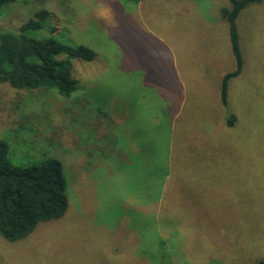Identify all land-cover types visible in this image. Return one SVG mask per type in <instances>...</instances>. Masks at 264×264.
<instances>
[{
    "label": "rangeland",
    "instance_id": "obj_1",
    "mask_svg": "<svg viewBox=\"0 0 264 264\" xmlns=\"http://www.w3.org/2000/svg\"><path fill=\"white\" fill-rule=\"evenodd\" d=\"M228 0H28L0 29L43 7L46 33L91 48L77 88L0 81V139L12 163L54 157L68 206L24 238L0 234V264H251L264 260V0L235 19ZM233 116L231 126L228 116ZM158 260L162 262H158Z\"/></svg>",
    "mask_w": 264,
    "mask_h": 264
},
{
    "label": "trees",
    "instance_id": "obj_2",
    "mask_svg": "<svg viewBox=\"0 0 264 264\" xmlns=\"http://www.w3.org/2000/svg\"><path fill=\"white\" fill-rule=\"evenodd\" d=\"M13 1L28 0H0V10ZM259 1L228 0V6L220 10L235 60L234 69L221 78L222 105L227 102L228 81L241 71L243 63L235 19L245 6ZM48 18V10L41 7L17 29H0V81L16 89L54 88L68 98L77 88L72 74L74 61L88 62L93 52L87 46L68 44L46 33ZM233 118L227 117V125L231 126ZM9 150L7 141L0 139V234L14 241L27 236L38 223L61 217L68 201L63 166L58 159L43 157L18 165L12 163ZM251 264H264V260Z\"/></svg>",
    "mask_w": 264,
    "mask_h": 264
}]
</instances>
